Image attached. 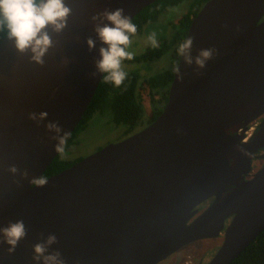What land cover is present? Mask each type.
Masks as SVG:
<instances>
[{
  "label": "water",
  "instance_id": "water-1",
  "mask_svg": "<svg viewBox=\"0 0 264 264\" xmlns=\"http://www.w3.org/2000/svg\"><path fill=\"white\" fill-rule=\"evenodd\" d=\"M155 1L65 0L72 14L62 32L49 30L54 46L43 65L0 40V226L23 220L27 229L11 254L0 244V264H32V245L48 234L66 264H157L222 230L208 264H231L264 229V166L240 179L262 147L244 127L264 114V0L206 1L185 38H194L192 55L214 47L216 56L203 69L180 61L183 79L173 73L150 124L45 186L29 185L58 154L44 124L55 121L70 136L101 80L88 75L100 46L89 51L85 42L96 39L91 17L122 8L133 18ZM41 111L48 116L39 125L28 119ZM12 165L29 178L10 174Z\"/></svg>",
  "mask_w": 264,
  "mask_h": 264
},
{
  "label": "clouds",
  "instance_id": "clouds-1",
  "mask_svg": "<svg viewBox=\"0 0 264 264\" xmlns=\"http://www.w3.org/2000/svg\"><path fill=\"white\" fill-rule=\"evenodd\" d=\"M72 9L67 6L65 0H0V33L12 42L17 52L30 53L29 59L37 65H43V57L54 41L49 35L60 33L66 27ZM93 32L96 39H86L89 51L98 47V59L93 61L95 71L89 73V78L95 79L98 75L106 83L115 87L124 84L128 73L124 70V62L134 59V53L130 51L133 43L132 37L137 34L138 26L129 16L124 14L122 8L109 10L107 8L97 12L91 17ZM192 36L183 39L176 48V55L179 62L173 65L172 71L177 80H182L179 63L182 60L185 66L195 65L196 69H203L206 62L213 59L217 50L214 47L200 49L196 55L193 51ZM146 43L152 48L159 46L157 33H149ZM48 113L41 111L29 113L28 119L40 122L47 119ZM48 133L52 135L49 139L55 141L53 150L63 155L67 145L69 133L64 131L55 121L44 124ZM7 171L15 176L19 172L21 179H28L29 173L20 171L15 165L9 166ZM48 179L44 176H37L29 179V185L43 187ZM27 235V229L23 220L9 221L5 226H0V244L7 245V253L15 251L18 243ZM57 243L55 234H48L40 242L32 245V264H66L59 250L51 249Z\"/></svg>",
  "mask_w": 264,
  "mask_h": 264
},
{
  "label": "trees",
  "instance_id": "trees-1",
  "mask_svg": "<svg viewBox=\"0 0 264 264\" xmlns=\"http://www.w3.org/2000/svg\"><path fill=\"white\" fill-rule=\"evenodd\" d=\"M206 1L208 0H156L141 10L132 18L133 22L138 26L135 36L146 34L147 37L149 33L155 31L159 46L152 48L148 45L141 53L134 55V59L130 62L149 61L160 57L166 52H170L173 65L178 63L179 57L176 55V48L185 38L191 19ZM183 2L188 3V10L177 21L171 23L175 30L172 36L168 38L164 35V28L161 29L158 26L159 18L168 8L177 6ZM154 27L157 30H154ZM3 37L4 34L0 33V40ZM124 70L128 73V77L120 87L106 83L101 78L84 115L68 137L65 153L75 143L74 139L79 129L96 112L110 109L114 121L125 125L126 137L144 128L161 113L168 98L169 85L173 77L172 68L145 79H142L140 73L136 70ZM144 100H149L151 106L147 122L145 126H141L144 121L142 118ZM65 153L63 155L58 153L41 176L48 178L82 159V157L69 159ZM231 264H264V229Z\"/></svg>",
  "mask_w": 264,
  "mask_h": 264
},
{
  "label": "rangeland",
  "instance_id": "rangeland-1",
  "mask_svg": "<svg viewBox=\"0 0 264 264\" xmlns=\"http://www.w3.org/2000/svg\"><path fill=\"white\" fill-rule=\"evenodd\" d=\"M188 3L183 2L177 6L168 8L167 11L160 16L158 21L159 28H164V35L166 37L172 36L174 32V26L171 25L188 10ZM154 30L157 28L154 27ZM133 43L129 49L134 53V55L141 53L145 47L148 46L146 43V34L137 35L132 38ZM173 66L170 52L162 54L158 58H153L149 61L141 62H124V69L136 70L140 73L141 78L145 79L149 76H153L164 71L171 69ZM144 112L142 118L144 121L141 126H145L147 122L148 115L150 112V101L144 100ZM140 126V127H141ZM139 127V128H140ZM125 125L122 123H116L113 119V114L110 109L96 112L91 118L81 127L75 136V143L72 148L65 153L66 157L69 159H75L79 157H86L96 151L98 148L111 143L118 142L124 138L125 135ZM196 247L200 251L204 252L206 258H211L219 249L221 245V239L213 238L200 240L196 242ZM161 264H172L169 260L162 262Z\"/></svg>",
  "mask_w": 264,
  "mask_h": 264
},
{
  "label": "flooded vegetation",
  "instance_id": "flooded-vegetation-1",
  "mask_svg": "<svg viewBox=\"0 0 264 264\" xmlns=\"http://www.w3.org/2000/svg\"><path fill=\"white\" fill-rule=\"evenodd\" d=\"M244 131L246 136L257 134L259 136L258 141L262 144V147H260L257 152L254 153V157H252L251 159V169L243 174L242 178H240L241 180L248 181L252 178L256 171L264 166V114L259 116L256 120L248 123L244 127ZM245 141H249V139H245ZM213 200L214 197H210L204 202L200 203L197 207H195L197 211L193 214L191 220L196 218L204 210H206L212 204ZM232 218V215L225 218V227L231 222ZM223 237L224 231L222 230L217 236L192 241L169 255L164 260L158 262L157 264H161L162 262H165L167 260H169L172 264H208L214 255L211 258L207 259L204 252L200 251V249L196 247V242L200 240L219 238L221 239L222 244Z\"/></svg>",
  "mask_w": 264,
  "mask_h": 264
}]
</instances>
